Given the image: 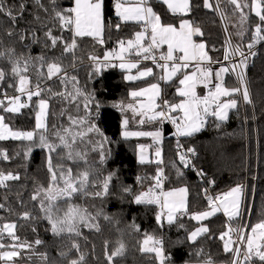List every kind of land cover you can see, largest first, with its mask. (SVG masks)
<instances>
[{
    "label": "trees",
    "instance_id": "trees-1",
    "mask_svg": "<svg viewBox=\"0 0 264 264\" xmlns=\"http://www.w3.org/2000/svg\"><path fill=\"white\" fill-rule=\"evenodd\" d=\"M119 1L131 2L103 0V36L93 37L75 35L74 0H0V90L16 91L25 75L31 88L40 91L30 97L28 107L13 111L10 103L0 106L4 122L14 134L21 133L0 142L5 177L0 193L3 248L11 242L15 244L11 248L29 244L32 251L23 249L19 259L24 264H229L227 218L222 213L203 221L196 218L208 208L202 181L186 164L185 150L196 152V165L214 179L215 193L248 187V202L253 203L249 231L264 223V7L260 16L252 10L255 0H238L239 6L220 0L235 42L245 50L255 48L248 66L253 108L248 105L245 114L239 93H233L236 105L226 120L216 116L206 128L181 137L182 143L166 137L159 164L139 160L143 145L149 146L152 157L151 137L125 132L162 124L141 121L132 109L124 111V105L130 102L131 91L155 83L162 86L159 102L179 103L185 73L164 83L163 70L153 65L149 78L129 82L117 66L88 62L92 54L117 50L119 40H135L142 30L141 23L121 20ZM147 4L165 25L190 20L196 40L211 58L223 59L225 38L211 0H191L181 14L171 12L161 0ZM135 50L146 54L149 46ZM227 85L238 88L231 75ZM41 98L49 106L47 127L39 130ZM118 102L120 111L115 107ZM27 132L34 136L24 138ZM162 179L167 190L188 191L185 211L172 222L160 219L157 203L138 200ZM8 224L14 225L15 240L4 230ZM201 226L205 232L195 234ZM147 238L155 239L164 261L157 249H143ZM253 260L264 264V256Z\"/></svg>",
    "mask_w": 264,
    "mask_h": 264
},
{
    "label": "built area",
    "instance_id": "built-area-1",
    "mask_svg": "<svg viewBox=\"0 0 264 264\" xmlns=\"http://www.w3.org/2000/svg\"><path fill=\"white\" fill-rule=\"evenodd\" d=\"M215 8V11L220 19L224 38H225V53L223 59L219 61H214L209 53L200 56L192 65L194 66V77L195 83L198 87H204L209 91L217 86L228 87L227 76L231 75L238 84V88L235 92H238L242 107L246 114V109L249 106L253 108L252 96L250 91V85L248 80V66L250 63L251 55L255 48H249L247 50L242 49L234 40L229 24L226 20L221 1L211 0ZM128 41H118V45H126ZM118 46V47H119ZM145 52V51H144ZM135 48H131L128 52H120L117 50L109 52L104 56L92 54L88 58V62L101 64L104 67L117 66L120 61L127 58H131L137 61L141 66L158 65L162 70L167 67L170 62L178 63L180 62V53L177 52L174 55L172 61L170 60V54L168 51L159 52L157 46L152 44L149 46L146 54ZM203 68L208 71L209 76L203 70ZM165 78L162 74V81L166 83ZM185 78H183L184 95L183 102L189 106H194L196 109V114L194 116V121L200 129H204L208 126L209 122L216 118L217 111L222 108L224 103L217 96H210L208 91L199 95L196 94V99L192 101L189 92L185 93ZM37 89L31 88L25 92L16 90L10 92L7 90H0V106L5 103L19 102L21 107H28L29 99L27 94L31 97L35 95ZM232 96L230 95L229 98ZM224 98V97H223ZM228 100V99H226ZM174 104L168 101L159 102V111L161 113V124L164 138L171 137L176 138L181 141V136L177 131V124H182L183 116L181 114L182 110L178 107L175 109ZM166 127H169L170 133H166ZM3 137L0 135V142ZM186 164L197 171L199 179L203 184V194L204 200L208 210L219 206V204L226 199V193L217 194L213 190V185L211 183L214 181L213 178L208 179L207 176L202 173L195 162L196 152L193 150H185ZM257 182V177L255 178ZM5 186V177L0 169V193L3 191ZM243 189V186H241ZM164 187V180L162 179L160 183L154 184L148 190L146 202L160 203ZM253 209V203L248 202V187L243 189V200L240 207V215L236 219L227 218V230L225 233L226 246L232 251L231 260L229 264H242L246 262L248 264H254V258L259 255L258 250L255 247H248V234L250 228L251 212ZM3 228H0V248L2 245V238L4 237ZM162 242V241H161ZM1 253V250H0Z\"/></svg>",
    "mask_w": 264,
    "mask_h": 264
},
{
    "label": "crops",
    "instance_id": "crops-1",
    "mask_svg": "<svg viewBox=\"0 0 264 264\" xmlns=\"http://www.w3.org/2000/svg\"><path fill=\"white\" fill-rule=\"evenodd\" d=\"M131 2L119 1L117 4V14L123 22H135L143 25L142 30L139 32L135 40L128 42L126 45H120L118 51L128 52L131 48H142L145 44L148 46L155 44L159 52L168 51L170 60L174 58L175 53H180V62H170L165 69H163V76L165 82H171L180 73H185V93L189 92L192 101L196 99V94L203 95L208 89L198 87L195 83L194 77V63L200 56H202V46L196 40L195 30L190 20H182L178 25H165L161 17L155 10L147 4V0H130ZM168 9L177 14L185 13L191 6V0H161ZM73 12V29L75 35L81 36H103V0H74V6L71 8ZM74 14L78 17L75 25ZM88 17L87 21H80L81 17ZM206 53V52H205ZM207 54V53H206ZM120 70L125 72V77L129 82H136L149 78L153 73V67L141 66L137 61L127 58L117 64ZM190 70V71H189ZM207 75L209 73L207 71ZM224 88V87H222ZM226 87L224 89H227ZM162 94V86L158 83L146 86L144 88L135 89L131 91V99L133 111L140 116L141 121H160L161 113L159 111V100ZM225 98V97H224ZM19 104V103H18ZM20 106V105H19ZM173 107L177 109L179 106L174 104ZM21 108V107H20ZM180 108V107H179ZM181 109V108H180ZM151 130V129H146ZM160 138H152V144L157 146L163 144L165 138L162 131V126L157 128ZM179 133V132H178ZM150 137V136H149ZM183 137V136H182ZM163 162V161H162ZM242 193L241 186L237 187L228 196L225 201L221 202L219 206L207 210L201 216L196 218L203 221L210 218L217 213H222L227 217L224 212V205L228 204L232 207L233 213L231 219H236L240 215V207L242 204L239 202L238 195ZM238 194V195H237ZM148 194L142 196V200H146ZM240 203V204H239ZM161 207L160 216L165 222H172L176 219L179 212L185 211L188 205V191L186 188H176L167 190L165 189L162 194L161 202L158 203ZM205 232L204 227H199L195 234L201 235ZM196 236L193 235V239ZM148 243V242H147ZM150 244V243H148ZM147 244V245H148ZM161 260L164 261L165 254L163 251H157ZM195 264H213V263H195Z\"/></svg>",
    "mask_w": 264,
    "mask_h": 264
},
{
    "label": "rangeland",
    "instance_id": "rangeland-1",
    "mask_svg": "<svg viewBox=\"0 0 264 264\" xmlns=\"http://www.w3.org/2000/svg\"><path fill=\"white\" fill-rule=\"evenodd\" d=\"M263 3L261 2V0H255L252 10L255 14L262 16V11H263ZM78 20V17L75 16L74 14V22L75 25ZM88 17H81L80 21H82V23L84 21H87ZM258 31L261 30L260 27L257 28ZM202 46V55H205L206 52V46L204 44H201ZM206 52V53H205ZM203 70L206 72L207 71L205 68H203ZM18 90H20L21 92H25L29 89H31V85L29 83L28 78L25 75H21L19 78V85L17 87ZM182 90V89H181ZM233 93H235V89H231V88H227L224 89L220 86H217L215 88H212L208 94L212 97V96H217L218 98H220L224 103L222 104V108L220 110L217 111V118L219 120H226L228 118V115L231 111L232 108L235 107L236 105V100L234 98H229L230 95H232ZM36 95L40 94V91L36 90L35 92ZM27 97L30 101V94H27ZM225 97V98H223ZM228 99V100H226ZM177 105L181 108L182 112V118H183V122L182 124H177V131L179 132L180 136L185 137V136H191L193 133L200 131V127L198 126V124L195 123L194 121V116L196 114V109L195 107L189 106L186 103L183 102V100H181L179 103H177ZM38 112H37V128L39 130L45 129L47 127V117H48V101L44 98H41L38 102ZM116 109L119 110L121 106V102L116 103L115 105ZM124 111L127 109H133L132 107V103L127 101L124 105ZM9 109L13 110V111H17L20 106L17 102H12L9 104ZM121 110V109H120ZM119 110V111H120ZM128 121H125V123L127 124ZM127 132H132L134 133L136 136H150L153 139L156 138L157 140L160 138L159 132L157 130V128H153L151 130H146V129H135V130H131V131H126L125 134H127ZM0 135L3 138H11L14 136V131L9 127V125H7L4 122V118L2 115H0ZM24 138H32L34 136V132H27L24 135ZM141 153L139 155V160L146 162L149 160H153L156 163L161 164L163 161V152H162V145L159 144L157 146H154V150H153V154L152 157L147 153V150H149V146L147 145H143L141 146ZM150 152V151H149ZM161 169V167H159ZM161 174V173H160ZM258 179V178H257ZM236 189V188H235ZM234 189V190H235ZM233 190L229 191L228 193H226V196H228L230 193H232ZM146 195V192L143 193L142 196ZM238 195V194H237ZM142 196L138 198V200H142ZM238 197H240L239 202H241L242 200V193H240L238 195ZM143 201V200H142ZM240 204V203H239ZM161 208V207H160ZM224 212L227 214L226 216L231 219L232 217V213H233V209L230 205L226 204L224 205ZM160 219L162 220L161 216H159ZM199 218L201 219V216H199ZM14 225L13 224H8L6 226H4V230L7 231L9 233L10 238L12 237V232H13V228ZM13 240H15V237H12ZM248 247H255L258 250L259 253V257H263L264 256V251L262 250V246L264 244V223L255 225L248 234ZM150 244H148V243ZM155 239L154 238H147L145 239V241H143V249L146 251L152 250L154 251V249H157V251L161 250V248L157 245L155 246ZM148 244V245H147ZM2 245L4 246V242H2ZM10 247L8 248H3V246L1 247V257L2 260L4 261V264H24V263H20V257H21V253L23 251V249L26 251H28V253L30 251H32V247L27 244H16V248H11L13 247L15 244L13 242H11ZM18 247H20V249H18Z\"/></svg>",
    "mask_w": 264,
    "mask_h": 264
},
{
    "label": "water",
    "instance_id": "water-1",
    "mask_svg": "<svg viewBox=\"0 0 264 264\" xmlns=\"http://www.w3.org/2000/svg\"><path fill=\"white\" fill-rule=\"evenodd\" d=\"M233 3H235L237 6H239L240 5V3H239V1L238 0H231ZM16 137H19L20 135H21V133L20 132H17V133H15L14 134Z\"/></svg>",
    "mask_w": 264,
    "mask_h": 264
}]
</instances>
